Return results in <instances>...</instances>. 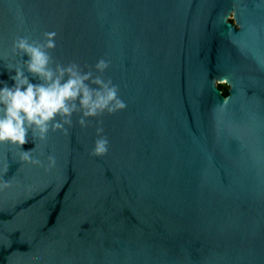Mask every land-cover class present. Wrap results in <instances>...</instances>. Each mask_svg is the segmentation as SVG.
Here are the masks:
<instances>
[{
	"label": "water",
	"instance_id": "95a60500",
	"mask_svg": "<svg viewBox=\"0 0 264 264\" xmlns=\"http://www.w3.org/2000/svg\"><path fill=\"white\" fill-rule=\"evenodd\" d=\"M45 32L126 108L0 144V264H264V0H0V87Z\"/></svg>",
	"mask_w": 264,
	"mask_h": 264
},
{
	"label": "clouds",
	"instance_id": "9594fccd",
	"mask_svg": "<svg viewBox=\"0 0 264 264\" xmlns=\"http://www.w3.org/2000/svg\"><path fill=\"white\" fill-rule=\"evenodd\" d=\"M56 35V32H45L35 40L27 35L14 38L13 55L28 59L6 67L15 74L9 77L13 81L11 87H0V144L20 150L29 142V134L41 141L50 132L67 134L74 115H78L76 123L86 128L90 119L126 108L118 86L102 75L109 68V62L103 58L98 60L95 75L93 71H83L75 62L66 65L55 62L51 53L56 47ZM29 77L38 82L31 83ZM103 132V127L96 128L97 138L90 152L93 157H102L108 152L109 141ZM33 149L20 150L21 159L44 167L42 160L33 158ZM55 164V156L49 155L47 169Z\"/></svg>",
	"mask_w": 264,
	"mask_h": 264
},
{
	"label": "rangeland",
	"instance_id": "374dc122",
	"mask_svg": "<svg viewBox=\"0 0 264 264\" xmlns=\"http://www.w3.org/2000/svg\"><path fill=\"white\" fill-rule=\"evenodd\" d=\"M228 22L233 24V21L231 18L228 19ZM216 87L218 90H220V92L222 93V95H225L227 93L228 87L225 84L224 81H217L216 82Z\"/></svg>",
	"mask_w": 264,
	"mask_h": 264
},
{
	"label": "flooded vegetation",
	"instance_id": "af4514ba",
	"mask_svg": "<svg viewBox=\"0 0 264 264\" xmlns=\"http://www.w3.org/2000/svg\"><path fill=\"white\" fill-rule=\"evenodd\" d=\"M230 18H231V17H230ZM232 21H233V20H232ZM221 94H222V93H221ZM226 94H227V93H226ZM226 94H225V95H226ZM225 95H224V96H225Z\"/></svg>",
	"mask_w": 264,
	"mask_h": 264
}]
</instances>
